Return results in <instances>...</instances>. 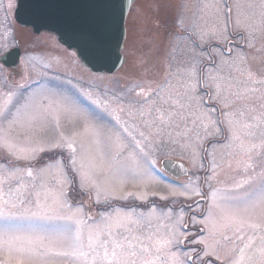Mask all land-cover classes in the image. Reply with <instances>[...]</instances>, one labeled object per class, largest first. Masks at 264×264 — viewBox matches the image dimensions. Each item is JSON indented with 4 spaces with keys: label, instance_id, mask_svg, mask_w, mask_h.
I'll return each mask as SVG.
<instances>
[{
    "label": "rangeland",
    "instance_id": "374dc122",
    "mask_svg": "<svg viewBox=\"0 0 264 264\" xmlns=\"http://www.w3.org/2000/svg\"><path fill=\"white\" fill-rule=\"evenodd\" d=\"M14 7L0 0V53L24 48L18 85L0 66V264H264V0H136L112 75Z\"/></svg>",
    "mask_w": 264,
    "mask_h": 264
},
{
    "label": "water",
    "instance_id": "95a60500",
    "mask_svg": "<svg viewBox=\"0 0 264 264\" xmlns=\"http://www.w3.org/2000/svg\"><path fill=\"white\" fill-rule=\"evenodd\" d=\"M135 1L15 0L13 18L34 34L54 36L88 71L112 75L125 63V20ZM19 55L18 48H14L0 55V64L12 70ZM160 168L174 179L189 173L183 162L169 158L161 161Z\"/></svg>",
    "mask_w": 264,
    "mask_h": 264
},
{
    "label": "flooded vegetation",
    "instance_id": "af4514ba",
    "mask_svg": "<svg viewBox=\"0 0 264 264\" xmlns=\"http://www.w3.org/2000/svg\"><path fill=\"white\" fill-rule=\"evenodd\" d=\"M13 17V16H12ZM14 20V19H13ZM22 28V27H21ZM22 29H28V28H22ZM33 35V37H39L41 35H48L45 33H41V34H34L30 29H28ZM23 43L21 42V40L16 36L15 37V44L14 46L10 47L7 51H4L2 53H0V55H3L5 53H7L8 51L14 49V48H18L20 55H19V59H18V63L16 65V67L12 70L6 68L5 66H3L2 64H0V66L6 71L7 76H8V82L10 85H18L21 79V59H22V55L24 48H22ZM43 157V156H42Z\"/></svg>",
    "mask_w": 264,
    "mask_h": 264
}]
</instances>
